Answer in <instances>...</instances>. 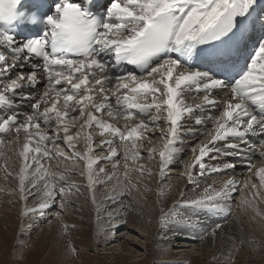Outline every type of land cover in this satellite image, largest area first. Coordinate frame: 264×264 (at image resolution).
<instances>
[{
	"label": "snow or ice",
	"instance_id": "obj_1",
	"mask_svg": "<svg viewBox=\"0 0 264 264\" xmlns=\"http://www.w3.org/2000/svg\"><path fill=\"white\" fill-rule=\"evenodd\" d=\"M259 2L107 0L95 13V0H31L30 6L26 0H0V136L14 133L8 142L18 143L24 134L17 174L21 216L36 222L49 220L51 213L60 220L78 185L66 180L74 174L69 169L48 171L43 161L56 159L74 166L84 162L80 175L93 203L98 186L116 180L113 194L105 195L115 206L108 220L126 222L132 210L127 198L141 184L130 173L152 177L141 161L158 156L162 184L185 134L195 135L189 122L206 130L184 165L189 184L199 188L198 177L234 170L233 157L247 160L251 172L253 157L264 160V9ZM22 27L28 28L26 35ZM193 93L197 100L188 104L186 96ZM24 106L30 111L21 112ZM81 141L83 151L76 148ZM101 161L111 169L100 167ZM255 176L264 188V166ZM245 189L259 196L251 177L206 186L189 201L182 193L173 209L161 207L157 235L163 239L199 225L200 214H230L229 201ZM163 194L161 187L158 196ZM30 196L36 200L31 206ZM241 203L252 205L246 198ZM180 206L191 209L195 219L174 210ZM53 208L58 211L52 213ZM61 225L66 235L69 225ZM117 227L110 224L106 241ZM219 228L198 238L215 237ZM69 251L77 252L71 246Z\"/></svg>",
	"mask_w": 264,
	"mask_h": 264
},
{
	"label": "rangeland",
	"instance_id": "obj_2",
	"mask_svg": "<svg viewBox=\"0 0 264 264\" xmlns=\"http://www.w3.org/2000/svg\"><path fill=\"white\" fill-rule=\"evenodd\" d=\"M97 134L96 132L93 133L95 139H97ZM80 145L81 144H77L76 148H79ZM99 153L100 152H96L95 154L99 155ZM53 161L54 163L51 164L54 166L53 169H49V166L51 168V165H45L48 166L46 167L48 171L53 170V173H57V165H59L58 163L61 160L53 159ZM62 161L65 165L69 164L67 161ZM143 161H145V159ZM101 162L103 163V161ZM3 163L4 162L1 161V167ZM44 163L46 162L44 161ZM7 166L8 164H6V167ZM59 169L62 170L63 168L60 166ZM71 171L74 174L66 177V180L68 182L76 183L78 187L72 189L69 194V206H72L71 211L66 208L60 216V221L69 225V229L66 235L63 234L60 222L58 226V234L56 238H54L56 239L55 241L53 239L49 240V237L41 234L42 231H44V234L50 233V226L48 223L49 220L52 221L54 219L52 218V215H49V220H43L40 222H33L30 218L21 216L24 202L18 199V175H16L17 177L8 175V178L11 179L10 182H12L11 184L13 185L14 191L11 197L14 199L11 200L14 201V203H7L8 199L0 200V204H2L0 205V264H264V242H260L253 238L246 243L245 239L242 237L243 235L241 234V231L236 233V236L234 237L235 239L231 242V246L237 242L238 246H233L232 250L235 249L245 252L244 257L228 260L227 258L229 257L221 259L218 258V256L208 258V256L205 255L190 254V257H186L185 260H167L169 255H181V253L188 252L187 250L191 248L186 247L188 248L186 251L177 253L182 247L179 245V240L176 239L183 238L181 235H188V230L186 231V228H182L177 230L175 235H173L172 232H169V234L164 237V240L167 241V236H174L172 238L173 240H170L171 243L169 247L171 250L168 249V253L161 252L159 254L155 251L158 239L157 232L159 230L157 220L161 214V206H156V200L160 197L158 194L156 198L154 191H151L153 194L142 192L140 195L138 194L139 192H132L134 195L127 198L131 203L132 210L127 213L126 222L124 220L123 224L119 220L109 222L107 218L111 212L115 211V206L110 204L109 200L105 199V195H112V189L110 188L107 192H103L101 191L102 186H98L95 193L96 202L93 203L92 192L87 187L88 181L86 177L81 176V171L79 170ZM104 199L106 203L104 202ZM11 200L8 202H11ZM166 201L167 202L162 206L163 211L165 212L173 209V206L178 203H172L169 199ZM27 203L31 206L36 203V200L30 196ZM234 203L236 204L235 200L232 201L233 206L235 205ZM2 206L7 209L4 210ZM98 208L99 212L97 211ZM174 210L184 216L192 215L193 219H195L193 212L190 213L191 209L180 206L176 207ZM3 211H7V214ZM56 211H58V208L52 209V213H55ZM233 214L234 211L232 212V210L230 211V214L227 212L226 216H228V220L226 221H230L232 217L235 219ZM110 224L118 225V227L115 230V236L110 237V242H108L105 237L107 236V229L110 227ZM29 225H31L30 228ZM219 225H221V223H219ZM197 226L198 225L193 226L192 229L198 231L201 226ZM155 227L157 228L156 232L154 231ZM208 230L209 229L205 228L202 229L199 232V236ZM21 232H24V235L21 236ZM124 232L125 234L123 235ZM152 232H154L153 236L151 235ZM245 235L248 234L245 233ZM204 239L197 238V240L189 244L203 246L206 247L207 250L209 246L206 244H208L209 241ZM202 240L204 241L202 242ZM180 241L187 242L184 239ZM114 243L120 244L118 250H100L102 245H104L103 247H106L112 244L114 245ZM17 245H22V247H17ZM141 245H144L146 249H142ZM70 246L76 248V254L70 253ZM108 250L111 252L107 253ZM167 251L165 250L164 252ZM194 251H196V249L192 252ZM172 252H174V254ZM139 253H144L147 256H138Z\"/></svg>",
	"mask_w": 264,
	"mask_h": 264
},
{
	"label": "bare ground",
	"instance_id": "obj_3",
	"mask_svg": "<svg viewBox=\"0 0 264 264\" xmlns=\"http://www.w3.org/2000/svg\"><path fill=\"white\" fill-rule=\"evenodd\" d=\"M37 88H39L40 92L43 91L42 84L37 85ZM32 94L35 96L36 92L33 91ZM196 100H197V97H196L195 93L186 96V102L188 104H193L194 102H196ZM20 111L21 112H28V111H30V109L28 107L24 106V107H21ZM105 118L107 119V117H105ZM111 122L116 123V121H111ZM122 124H123V120L121 119L118 122V126H122ZM188 127L194 128L195 135L192 133H186L185 134V136L183 137L184 143H183V145L179 146L180 147V153L178 154V159L172 165L169 174L166 175L162 184H161L160 179H159V158H158V156L152 160H148L147 158H145V161H141V163H145L147 165V168L149 170H151L155 175H153L152 177L144 176L143 178H140L137 176V174L135 172H131L130 175L132 176L133 180L141 179V184L139 186V190L134 189L133 192H139L138 194L140 195V193H142V192L151 193V191H154L155 197L157 198V194L160 193L161 187H162L164 194L161 195L156 200V206L159 205L162 207L164 205V203L167 202L166 201L167 199L171 200L172 203L181 202L182 193H183L184 200L189 201L191 199L198 198V196L202 193L203 189L206 186L214 185L215 187H219L223 181H225L229 178H235V179H237L243 183L249 177H251L252 182L257 184V190H259V196L253 195V193L256 190L250 191L248 189H245L242 192H238L229 201L230 209L232 210V212L234 211L233 216H235L234 217L235 219H233V217H232L230 219V221H226V220H228L227 219L228 216H226L227 212L221 213L220 215H212L211 217L206 216L204 214H200V223L197 227L201 226L200 227L201 230L204 228L210 230L212 228H215V226L217 224L221 223L220 228L217 230L215 237H212V236L205 237L206 239H204V240L209 241L208 244H206L209 246V248L207 250H206V247L189 244V243H193L195 240H197V238L199 236V232L201 230L199 229L198 231H196V230L192 229L193 227H185L186 231L188 230L187 231L188 235L184 234L185 236L181 235V236H183V238L176 239V240H179L178 242H180V244L179 243L178 244L181 245L180 247H182L181 249H179V251H177V253L186 251V249H188L186 247L191 248V249L187 250L190 253L184 252V253H181V255H179V254L172 255L171 254V255H169V258L167 260H170V261H171V259L172 260H178V261H181L180 259L185 260L186 257H190V254H192V255L197 254V255H202V256L205 255V256H208V258L218 256V258H221V259L229 257V258H227L228 260L236 259V258L238 259L239 257H244L245 252H242L240 250H235V249L232 250L233 246H236V245L238 246L237 242H236V244H233V246H231L232 245L231 242L235 239L234 237L236 236L237 232L241 231V234L243 235L242 237L245 239L246 243L248 242V240H251L253 238L260 241V242H264V229H263V227H264V195H263L264 194V188H260L259 180L255 176L256 171L260 167L264 166V160H261L259 158L258 154L255 157H253L252 164L254 165V167H252L251 172H249L248 167H247V164H248L247 160H243V159H240L237 157H233V159H235L236 163H237V166L234 170L230 169L226 172L209 173V174H206L204 177H198L197 179L199 181L200 187L194 188V186L192 184H189L187 182L186 175H183L184 165L186 163H188L191 160V157L193 156L191 148L193 146H195L199 141L205 139V136L202 135V133H204L206 130H205L204 126L193 125L191 122H189ZM207 128L211 129L212 125L209 124L207 126ZM96 134H97V132H96ZM14 135L15 134L13 133V134H9L7 136H0V139H3V143H0V163H1V161L4 162L2 167L0 166V175H1L0 176V200H2V199L7 200L8 199V201H10L11 199H14L13 197H11L14 190H13V185L11 184L12 182H10L11 179L8 178V175L16 176L19 172V169H20L21 163H22V158L19 155V151L21 150L22 145L24 143V139H23L24 134H23V132H21L20 140L18 143H9L8 141L12 140V137ZM96 136H97V139L94 138V140L98 142L100 140V137L98 134ZM93 137H95V135ZM152 142H153V144H157L158 140H153ZM79 144H81V145L79 146V148H77V150L83 151V149H84L83 142L81 141ZM61 147L63 148V146H61ZM141 151L146 152L147 150L142 149ZM104 154L105 153H103V154L99 153V155H104ZM45 162L46 163H44V161H43V163L46 165L48 164V166L51 165L52 163H54L53 159L50 161L45 160ZM67 162H69V164L65 165L63 163V161L61 160V161H59V163H58L59 165H57V166H59V167L61 166V168H63V169L65 168V169H69V170H79V171H81L82 169L85 168V164L83 161L82 162H76L75 166L73 165V163L71 161H67ZM6 164H8L7 167H6ZM121 164H123L122 160H121ZM46 165H45V167H48ZM99 166L111 169V165L106 164L105 162H103V163L101 162V164ZM53 168H54L53 165H51V168L49 166V169H53ZM119 171L122 172V169ZM50 172L53 173V170ZM119 183H121V184L124 183L122 175H121ZM117 184H118V182L116 180H113L107 186H102L101 191L107 192L108 190H110V188L113 190V188L117 187ZM151 194H153V193H151ZM133 195L134 194H132V193L130 194V196H133ZM242 198H246V199L252 201V205L242 204L241 203ZM233 200L236 201V204L234 203L235 204L234 206L232 204ZM8 201H7V203H9V204L14 203V201H12V200H11V202H8ZM104 202H105V199H104ZM110 204H112L111 201H110ZM0 205H2V204H0ZM71 207L72 206H69V204H68L66 208H68L71 211ZM2 208H4V206H2ZM6 209L7 208H4V210H6ZM4 213L7 214V211ZM111 213H114V212H111ZM190 213H192V210ZM257 213H259V214H257ZM49 215H52V214L50 213ZM148 219H150V218H148ZM37 221L40 222V220H37ZM119 221L123 224V220H119ZM60 222H61L60 220L58 221L56 219H53L51 222L48 223L50 226V228H49L50 233L44 234L43 233L44 231H42L41 234L49 237V240L53 239L55 241L56 239H54V238H56V236L58 234V231H59L58 226H59ZM247 224H249V225H247ZM251 224L254 226H252ZM156 229L157 228L155 227V230H154L155 232H156ZM242 232H245L248 235H245V233H242ZM124 234H125V232L123 233V235ZM151 235L153 236L154 232H152ZM173 237H174L173 235H169V236H167V241H165L164 238L161 239V237L158 236L155 251L159 254L161 252L168 253L167 250L170 249L169 245H170L171 241L173 240L172 239ZM135 238H136V235H135ZM182 239L186 240L187 242L180 241ZM204 240H202V242ZM174 242H177V241H174ZM151 243H152V241H151ZM103 246L104 245H102V247H100V250L110 249L111 251H113L112 249L118 250L120 247V244L114 243V245L112 244V245L106 246V247H103ZM141 247H142V249H146V247H144V245H141ZM176 247H179V246H176ZM195 249H196V251L192 252ZM165 250L167 252H164ZM111 251L108 250L107 253H110ZM141 252H143V251H141ZM172 253L174 254V252H172ZM169 254H170V252H169ZM140 255H145V254L139 253L138 256H140ZM145 256H147V255H145Z\"/></svg>",
	"mask_w": 264,
	"mask_h": 264
}]
</instances>
